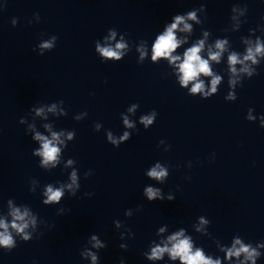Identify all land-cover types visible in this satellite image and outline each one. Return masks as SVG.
Here are the masks:
<instances>
[{"label":"clouds","instance_id":"clouds-1","mask_svg":"<svg viewBox=\"0 0 264 264\" xmlns=\"http://www.w3.org/2000/svg\"><path fill=\"white\" fill-rule=\"evenodd\" d=\"M198 11H203L206 13V8L203 4L199 8H193L185 13H177L172 16L170 22H166L163 29L158 32L151 43L149 48L148 41L139 40V45L136 51L139 52V60L143 61L145 57L149 55L150 51V62L153 64H159L161 60H166L168 65L171 66L178 80V85L181 89H186L187 94L190 96H199L201 99H210L212 96L216 95L219 91L218 86L222 82V75L217 74L214 71L213 64L220 65L222 57L225 52H228L226 58V68L225 72L228 74V92L224 99L228 102H235L237 100L236 89L237 85L239 87L243 86V81L245 79H251L253 76L257 75V68L260 66L261 61L264 60V36H256L253 41L245 36H241L240 40L246 45L243 52L239 51H229V40L228 38H217L214 44H209L207 46V55H203L205 52L206 41L210 35V31H203V39H197L190 47H187L182 55L175 54L177 49L182 45L188 43L187 36H178V33H188L193 32V24L189 21H194L196 25H203L204 21L198 18ZM247 6H241L240 4H234L231 8L230 21H235V27L233 31H239L241 25L246 21L240 20V17H245L247 14ZM38 15V14H37ZM13 26L17 25V20L12 21ZM260 31L264 34V28ZM109 39H115L117 34V29H108ZM250 33L255 34V29H250ZM121 40L117 42L115 46H101L99 41H95V53L99 54L101 62H119L125 58V50L129 48L127 33H120ZM58 37L52 35L51 39L42 42L39 45L41 49L38 52L39 55L43 56L45 53L43 50H48L51 52L56 47V42ZM135 43V42H134ZM36 51V49H34ZM140 64V62H137ZM239 65V68L237 67ZM255 66V67H254ZM201 77H210V86L206 90L205 81ZM57 102L61 105L64 104L63 100H59L52 103H39L33 105L29 110V115L35 114V116H42L45 112V107L47 111L51 113H56ZM139 107L138 103L131 104V107L127 109L128 112H135ZM254 109L249 108L246 119L248 121L259 120V126L264 128V115L259 117L253 116L252 113ZM59 115H65L63 110ZM84 116H87V112H83ZM158 116V112L153 109L147 115L140 116V124L143 125L145 130L153 126ZM123 126L126 129H134L138 131L136 125L131 122L127 115L122 112L120 114ZM77 121L80 117H76ZM27 121V117H21L19 123L24 125ZM103 125L99 122L94 124V131L99 132ZM44 128L50 133L51 138L42 134L39 131H34V125L29 124L26 128V133L31 131V139L34 142H39V146L33 149L32 155L34 157H39V167L45 171H52L56 169L60 164V158L62 152L68 147V144L61 139V136L65 134L64 130L52 131L49 124H45ZM134 131H124L119 137L115 136L111 130L105 131L106 140L113 147L119 148V146L131 139ZM76 137L75 130L67 132V139L73 141ZM160 145L165 144V141L161 140ZM170 145H166L165 151L170 149ZM214 159V154H213ZM74 160L69 158L67 160V165H72ZM154 166L145 170V176L163 185L169 175L170 166L167 163H161L156 161ZM191 167V163H189ZM93 175L92 170L84 172V178L87 179L89 176ZM70 183L64 184L60 183L59 186H54V183H48L43 185L40 195L42 197V204L45 206H55L59 205L61 201L67 195L68 197H77V193L80 190L81 184L79 182V177L77 170L73 169L69 175ZM35 179H31V183H37ZM67 189V192L65 191ZM31 193H35L34 187H29ZM86 196H91L92 193H85ZM142 195L148 202L155 201H174L175 196L171 192L165 193L162 188L152 186L151 184L145 185L142 191ZM142 206H138L136 211H139ZM66 211L63 207L58 209V215L63 214ZM6 212V215L4 214ZM125 217L131 218L133 216V209H126L124 212ZM199 223L194 224L193 228L196 233L202 236H211L205 225H210V220L205 219L204 216H199ZM46 222L43 221L37 213H35L31 206L28 204H17L14 199L10 198L6 202V211L0 210V250L6 253L12 252L19 242L28 243L34 238H39L43 235L39 231L42 224ZM113 224L117 230L123 229L120 232V239L124 240L125 237L131 239L134 237V233L130 228L125 226V223L121 220H114ZM169 226L164 224L156 230V237L158 239H153L148 244L146 251L142 253L144 258L155 264L157 261H163L165 257L172 264H257V261L264 255V241L260 242H245V239L239 234L234 235L231 239L230 245L221 243L220 240H215L216 248L223 256H213L205 252L204 248L197 246L192 235L187 234V229L181 227L175 231H172L166 237H162L168 230ZM107 242L102 240L99 235L91 234L86 241V244L80 250V257L82 260L91 262V264H100V252L107 247ZM121 249L127 250L128 245L121 243L119 245ZM35 264V262H34ZM119 264H125L123 258L120 259Z\"/></svg>","mask_w":264,"mask_h":264}]
</instances>
